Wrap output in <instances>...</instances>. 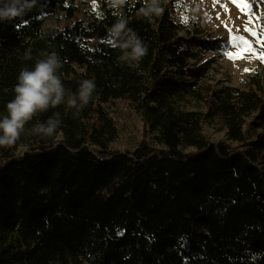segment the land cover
I'll return each instance as SVG.
<instances>
[{
	"label": "trees",
	"instance_id": "1",
	"mask_svg": "<svg viewBox=\"0 0 264 264\" xmlns=\"http://www.w3.org/2000/svg\"><path fill=\"white\" fill-rule=\"evenodd\" d=\"M75 2L36 0L23 17L0 22V118L20 70L44 53L61 58L68 92L25 125L22 154L0 148V264H264V80L198 93L185 79L199 76L193 46H214L194 10L180 34L175 0H163L151 20L137 16L143 0L124 7L148 46L133 67L106 42L116 20L108 0L82 16ZM50 14L68 21L45 29ZM84 79L96 89L74 114L67 99ZM184 94L199 95L208 112L180 108ZM115 100L144 121L134 148L113 147L120 130L105 105ZM212 116L223 120L225 138L206 134ZM49 117L61 122L51 137L32 132ZM250 126L260 128L253 137Z\"/></svg>",
	"mask_w": 264,
	"mask_h": 264
},
{
	"label": "rangeland",
	"instance_id": "2",
	"mask_svg": "<svg viewBox=\"0 0 264 264\" xmlns=\"http://www.w3.org/2000/svg\"><path fill=\"white\" fill-rule=\"evenodd\" d=\"M170 3L171 0H166ZM179 8L174 11V17L182 25L180 34L186 35L185 27L190 20L191 10L195 9L197 23L204 25L206 39L213 45L211 49L199 50V44L193 46L198 56L191 59L192 70L198 71L194 77L188 72L186 80L195 81V90L208 98L213 90L224 86H239L245 88L252 81V76H259L264 80V60L260 54L264 50V0H249L251 13L241 11L233 0H175ZM80 8L78 16H82L85 9H95L99 0H76ZM45 29L62 28L67 23L64 14H50L42 17ZM246 29H252L255 35ZM244 37L252 43L253 51H244L240 57H230L229 52L236 53L239 49L231 37ZM238 43V42H236ZM178 106L185 110L208 112L206 101L199 95L184 94L178 98ZM109 116L116 122L120 137L113 144L114 148H134L144 138V121L141 114L126 100H115L105 105ZM206 134L214 140L225 138L226 128L219 116L209 117L205 122ZM260 128L249 127V135L253 137ZM24 143L0 147L15 154H22L26 150ZM2 158L0 151V160ZM80 264H88L81 260Z\"/></svg>",
	"mask_w": 264,
	"mask_h": 264
},
{
	"label": "clouds",
	"instance_id": "3",
	"mask_svg": "<svg viewBox=\"0 0 264 264\" xmlns=\"http://www.w3.org/2000/svg\"><path fill=\"white\" fill-rule=\"evenodd\" d=\"M129 0H108V6L113 10L115 22L108 28L106 42L118 47L121 55L118 60L126 62L130 67L138 65L147 55L148 46L141 37L128 27L124 15V7ZM36 5V0H0V22H7L23 17ZM163 0H143L137 16L151 20L164 12ZM195 11V9H194ZM43 58L35 61L31 69L22 68L13 87L14 98L7 102V114L0 118V147L12 146L20 138L25 125L40 113L65 103L68 94L59 70L63 63L59 55L53 51L42 54ZM30 59V54H26ZM96 89L91 79L80 81L75 94L68 96L67 105L79 110L85 107ZM79 101V103H78ZM58 118L49 117L46 122H37L32 132L51 137L60 125Z\"/></svg>",
	"mask_w": 264,
	"mask_h": 264
},
{
	"label": "snow or ice",
	"instance_id": "4",
	"mask_svg": "<svg viewBox=\"0 0 264 264\" xmlns=\"http://www.w3.org/2000/svg\"><path fill=\"white\" fill-rule=\"evenodd\" d=\"M215 2H218V0H214V3ZM233 3H235L241 9V11H248L249 13H251V4L249 3V0H233ZM246 30L251 32L253 35H255L252 29H246ZM231 40L235 43V46L239 49V51H237L236 53L229 52L228 55L230 57L233 56L240 57L244 51H253V52L255 51L252 48V43L246 40L244 37L233 35L231 37ZM259 58L261 60H264V50H262Z\"/></svg>",
	"mask_w": 264,
	"mask_h": 264
}]
</instances>
